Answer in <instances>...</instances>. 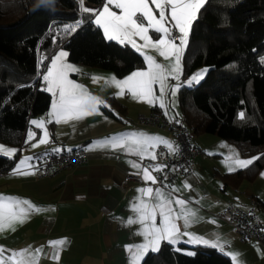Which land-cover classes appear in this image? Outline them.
<instances>
[{
	"label": "crops",
	"instance_id": "crops-1",
	"mask_svg": "<svg viewBox=\"0 0 264 264\" xmlns=\"http://www.w3.org/2000/svg\"><path fill=\"white\" fill-rule=\"evenodd\" d=\"M204 2L103 0L83 10L106 39L140 53L144 66L117 76L71 61L63 47L47 58L48 110L30 119L19 145L0 142V154L15 157L0 172V264H141L163 242L209 246L233 264H264V244L240 241L220 217L227 200L247 208L255 198L264 221V166L240 180L231 176L259 154L243 156L218 135L193 129L201 152L191 170L154 189L146 184L156 180L147 165L156 147L172 146L173 138L137 116H185L180 88L205 72L183 76L189 32ZM74 147L86 150L84 164L35 175L38 152ZM129 174L143 182H125Z\"/></svg>",
	"mask_w": 264,
	"mask_h": 264
},
{
	"label": "trees",
	"instance_id": "trees-1",
	"mask_svg": "<svg viewBox=\"0 0 264 264\" xmlns=\"http://www.w3.org/2000/svg\"><path fill=\"white\" fill-rule=\"evenodd\" d=\"M58 47L73 62L117 76L144 66L140 53L105 38L89 14L81 13L79 0H0V142L19 145L30 119L48 110L51 95L36 71ZM184 59V77L205 72L181 86V118L192 131L234 144L243 156L259 154L231 176L240 180L255 174L264 166V0H205L192 22ZM14 161L0 154V172ZM141 264L233 263L209 246L163 242Z\"/></svg>",
	"mask_w": 264,
	"mask_h": 264
},
{
	"label": "built area",
	"instance_id": "built-area-1",
	"mask_svg": "<svg viewBox=\"0 0 264 264\" xmlns=\"http://www.w3.org/2000/svg\"><path fill=\"white\" fill-rule=\"evenodd\" d=\"M80 10L94 9L96 4L87 0H79ZM79 24L80 20L72 21ZM170 36L177 38L176 30H171ZM45 63L37 65L36 79L45 78L43 68ZM137 121L140 124H152L168 130L173 138V145L160 144L155 149L153 159L148 161V166L154 170L155 181L146 183L150 188L165 185L173 181L178 175L189 172L192 168V157L201 152L192 141L193 131L184 118L170 116L162 110H151L146 114H139ZM87 161V152L83 147H74L63 150L44 149L38 152L31 160L34 173L39 178L51 177L66 168L84 164ZM127 181L143 182L134 174L126 176ZM259 202L255 198L249 200L247 208L227 200L220 213L223 221L228 223L240 241H257L264 244V221L257 217Z\"/></svg>",
	"mask_w": 264,
	"mask_h": 264
},
{
	"label": "bare ground",
	"instance_id": "bare-ground-1",
	"mask_svg": "<svg viewBox=\"0 0 264 264\" xmlns=\"http://www.w3.org/2000/svg\"><path fill=\"white\" fill-rule=\"evenodd\" d=\"M79 9H80V5H79ZM81 11V10H80ZM81 13H83V11H81Z\"/></svg>",
	"mask_w": 264,
	"mask_h": 264
}]
</instances>
